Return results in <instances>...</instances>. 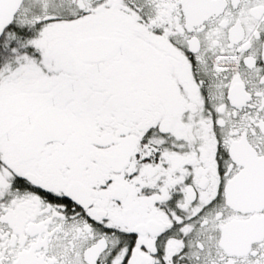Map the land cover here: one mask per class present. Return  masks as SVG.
<instances>
[{
	"label": "snow or ice",
	"instance_id": "obj_1",
	"mask_svg": "<svg viewBox=\"0 0 264 264\" xmlns=\"http://www.w3.org/2000/svg\"><path fill=\"white\" fill-rule=\"evenodd\" d=\"M0 264H264V0H0Z\"/></svg>",
	"mask_w": 264,
	"mask_h": 264
}]
</instances>
